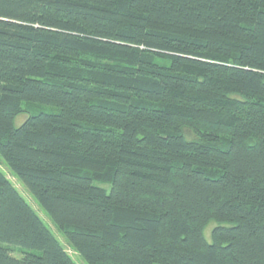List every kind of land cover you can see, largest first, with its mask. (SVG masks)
<instances>
[{
  "label": "trees",
  "instance_id": "trees-1",
  "mask_svg": "<svg viewBox=\"0 0 264 264\" xmlns=\"http://www.w3.org/2000/svg\"><path fill=\"white\" fill-rule=\"evenodd\" d=\"M0 157L86 264H264V0H0ZM0 264H75L1 170Z\"/></svg>",
  "mask_w": 264,
  "mask_h": 264
},
{
  "label": "rangeland",
  "instance_id": "rangeland-1",
  "mask_svg": "<svg viewBox=\"0 0 264 264\" xmlns=\"http://www.w3.org/2000/svg\"><path fill=\"white\" fill-rule=\"evenodd\" d=\"M27 118L25 114H21L16 117L15 119V125L20 126L23 121ZM184 135L187 140H194L195 136L194 134L188 130H183ZM0 170L3 172V174L6 176V178L9 180V182L14 186V188L19 192V194L23 197V199L31 206V208L35 211V213L38 215V217L42 220L44 225L49 229V231L54 235V237L57 239V241L62 245V247L66 250L70 258L75 264H86L84 260L80 257V255L75 252L71 246L68 244L65 237L58 231V229L55 227L53 222L50 220V218L47 216V214L43 211V209L39 206V204L36 202V200L29 194L27 189L24 187V185L19 181L17 177H15L7 168L6 164L0 157ZM214 224L209 225L204 234L206 236V239L210 241V234L211 230L213 228Z\"/></svg>",
  "mask_w": 264,
  "mask_h": 264
}]
</instances>
